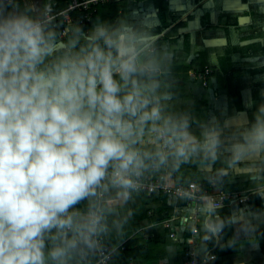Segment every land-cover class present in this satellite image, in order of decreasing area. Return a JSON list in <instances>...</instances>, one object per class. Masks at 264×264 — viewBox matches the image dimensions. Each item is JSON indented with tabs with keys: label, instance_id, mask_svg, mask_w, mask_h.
<instances>
[{
	"label": "clouds",
	"instance_id": "clouds-1",
	"mask_svg": "<svg viewBox=\"0 0 264 264\" xmlns=\"http://www.w3.org/2000/svg\"><path fill=\"white\" fill-rule=\"evenodd\" d=\"M34 9L0 0V264H72L98 247L110 206L149 161L219 140L164 114L150 33L101 19L60 39ZM146 133L153 151L138 147ZM232 150L264 151V104Z\"/></svg>",
	"mask_w": 264,
	"mask_h": 264
},
{
	"label": "crops",
	"instance_id": "crops-1",
	"mask_svg": "<svg viewBox=\"0 0 264 264\" xmlns=\"http://www.w3.org/2000/svg\"><path fill=\"white\" fill-rule=\"evenodd\" d=\"M68 1L27 3L35 6L34 14L55 15L49 26L63 39L59 25L63 19L65 24L69 14L56 13ZM70 15L77 19L76 14ZM241 16L248 19L243 24L238 22ZM101 19L150 33L153 43L147 56L158 69L157 95L164 114L186 119L197 139L204 132L218 136L219 146L212 152L199 149L184 157L169 155L163 163L149 161L142 173L168 185L195 181L213 191L247 197L215 209L205 199L194 204L185 197L131 189L126 200L110 206L106 215L111 222L99 236L104 245L123 243L109 264H120L114 253L133 239L134 244H129L141 249L156 250L157 243L163 255L161 260L144 259L145 254L130 256L126 264H184L190 254L203 261L209 253L216 255L211 264H264V151L237 154L232 150L246 135L257 106L264 104V0H106L90 22L79 25L87 30ZM74 24L68 25V31ZM205 67L211 73L202 85L199 76ZM144 139L145 144L138 147L153 151L154 142L147 133ZM116 195L117 190L109 188L101 202L107 206ZM160 195L171 214H166L167 205L156 200ZM88 205L85 200L75 210L84 212ZM87 254H91L89 264H98L95 252ZM86 262L78 258L79 264Z\"/></svg>",
	"mask_w": 264,
	"mask_h": 264
},
{
	"label": "built area",
	"instance_id": "built-area-1",
	"mask_svg": "<svg viewBox=\"0 0 264 264\" xmlns=\"http://www.w3.org/2000/svg\"><path fill=\"white\" fill-rule=\"evenodd\" d=\"M104 1L106 0H69L63 9L56 13V16L64 15V17L68 16L69 14L65 24L63 23V19L59 25L60 36H63L68 32V25L71 23L86 24L90 22L93 14L96 12L98 5ZM74 11L79 12L76 20H74L70 15ZM54 16L55 15L53 14H45L43 18L46 19L48 23H50L54 19ZM210 73L211 70L208 67H205V69L200 72L199 77L201 79L202 85H206ZM191 76L194 77L196 74L192 73ZM133 179L135 181V190L145 191L146 193L161 192L166 195L185 197L194 204H197L198 202L205 199L208 205L215 209L224 206V204L227 202H242L247 199L246 196H242L237 192H225L222 190L213 191L211 188L208 189L204 187L203 184L197 183L195 181L179 183L176 185H168L161 179L154 178L148 173H141L139 177H133ZM164 225L169 226V223L165 221ZM193 231L196 232L195 229ZM98 241V247L93 251L98 256L97 263L109 264L113 252L116 249L121 248L123 243H119L117 245H104L100 237H98ZM190 255L191 256L189 260L184 264H211V262L216 259V255L214 253H209L206 256V259L203 261H198L193 254Z\"/></svg>",
	"mask_w": 264,
	"mask_h": 264
},
{
	"label": "trees",
	"instance_id": "trees-1",
	"mask_svg": "<svg viewBox=\"0 0 264 264\" xmlns=\"http://www.w3.org/2000/svg\"><path fill=\"white\" fill-rule=\"evenodd\" d=\"M165 11L164 10H162V13H164ZM73 14H76L75 16H77L78 17V15H79V12H77V11H74V12H72ZM161 13V14H162ZM166 25V23H164L163 25H161V27L163 26H165ZM159 28H157L156 29V31L158 30ZM206 186V185H205ZM158 199H160L161 200V202H163V204H165V205H167V202H166V198L164 197V196H162V195H160V196H158V198L156 199V200H158ZM83 202H85V201H82V203ZM88 203V202H87ZM166 214L167 215H169V214H171V207L170 206H168L167 205V211H166ZM106 222H107V225H109L110 224V218H109V216L108 215H106ZM105 237L107 238V234H105ZM109 240H111V239H109L108 238V240H106V241H109ZM136 239H133L131 242H129V243H133L134 244V241H135ZM128 243V245H126L125 246V248H124V250L123 251H121V250H117L114 254H115V261H117V262H119L120 264H126L127 263V258L128 257H130V256H133V257H139V256H141L142 254H145L146 256L145 257H143L144 259H146V257H147V260H149L150 259V257L151 258H154V259H157V258H160V260H161V256L163 255V251H161V250H158L157 251V248L158 249H161L160 247H158L157 246V243H156V250L155 249H153V248H151V247H148V248H146V249H141V248H139L138 246H131V244H129ZM121 251V252H120ZM91 254H86L85 256H84V258H85V260H87V262L86 263H84V264H89V256H90ZM72 264H79L78 263V258L77 259H75V260H73V262H72ZM80 264H83V263H80Z\"/></svg>",
	"mask_w": 264,
	"mask_h": 264
},
{
	"label": "water",
	"instance_id": "water-1",
	"mask_svg": "<svg viewBox=\"0 0 264 264\" xmlns=\"http://www.w3.org/2000/svg\"><path fill=\"white\" fill-rule=\"evenodd\" d=\"M247 20L248 19H247L246 16L245 17L244 16H241V17L238 18V22L241 23V24L245 23Z\"/></svg>",
	"mask_w": 264,
	"mask_h": 264
}]
</instances>
